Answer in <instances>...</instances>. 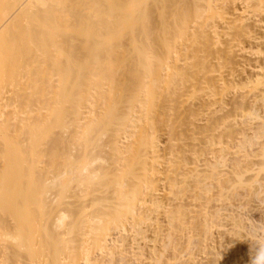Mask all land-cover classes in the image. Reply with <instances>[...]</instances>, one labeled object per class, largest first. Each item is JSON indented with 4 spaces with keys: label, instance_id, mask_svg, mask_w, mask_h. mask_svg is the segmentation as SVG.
I'll return each instance as SVG.
<instances>
[{
    "label": "bare ground",
    "instance_id": "1",
    "mask_svg": "<svg viewBox=\"0 0 264 264\" xmlns=\"http://www.w3.org/2000/svg\"><path fill=\"white\" fill-rule=\"evenodd\" d=\"M258 9L0 0V264H239L264 240L239 209L264 214Z\"/></svg>",
    "mask_w": 264,
    "mask_h": 264
},
{
    "label": "rangeland",
    "instance_id": "2",
    "mask_svg": "<svg viewBox=\"0 0 264 264\" xmlns=\"http://www.w3.org/2000/svg\"><path fill=\"white\" fill-rule=\"evenodd\" d=\"M254 12V11H253ZM261 14H260V13ZM252 13V12H251ZM262 13H264V11H259V9L258 10H256V12L255 13H253V14H251V15H253V16H255V14H256V19H261L262 20V22L261 23H263V25H264V19H262L263 17H264V14H262ZM259 14H260V16H259ZM263 15V16H262ZM252 16V17H253ZM260 28V30H264L262 27H259ZM259 28H258V31H260L259 30ZM262 28V29H261ZM224 38V37H223ZM254 55H256L257 56V58L259 59L260 58V54L258 53V55L255 53H253V55H252V57L253 58H255L256 59V56H254ZM259 56V57H258ZM257 60V59H256ZM246 201V200H245ZM247 202V204H248V201H246ZM250 202V201H249ZM255 202L258 204V202L255 200ZM255 202L253 201V203H254V205H253V203H252V201L247 205L246 204V207H245V203H244V209L242 210V208L241 207H239V209L241 210V211H244L242 214H245V216L247 215V218L249 219H247V220H245V223H247V225L246 224H244V226H245V228H244V230H243V232L245 233V234H247L248 233V231L249 232H251L252 233V231H254L255 229L254 228H257L258 227V225H259V223H258V221L260 222V224L261 223H263V221L264 220H262V219H264V214L262 213V209H260V207H258V205H257V207H256V205H255ZM252 204V206H249V205H251ZM249 207V208H248ZM235 210H237V211H235ZM241 211H240V214H241ZM247 211V212H246ZM234 213L235 212H237V213H239L238 212V209H234V211H233ZM236 214V213H235ZM262 214V215H261ZM259 215L260 216H262V217H259ZM243 217H244V215H243ZM245 218V217H244ZM257 218H260V219H258V221H257ZM251 219H254L253 221L251 220ZM251 220V221H250ZM246 221H248V222H246ZM257 221V222H256ZM262 221V222H261ZM251 222V223H250ZM252 222H254V223H252ZM249 223V224H248ZM256 223V224H255ZM252 224V225H251ZM254 224V225H253ZM258 224V225H257ZM252 227H251V226ZM255 225H257L256 227H255ZM247 226V227H246ZM253 226H254V228H253ZM251 227V228H250ZM248 230H247V229ZM253 228V230H251ZM257 229H259V231H260V228H257ZM251 230V231H250ZM255 233L254 234H256V236L257 237H255L254 235H253V233H252V235L254 236H251L249 239H248V237L247 236H245V238H246V241H245V238L243 239H241L240 241H242V242H240V243H237L238 245V248L240 249V250H238V252H237V249H235V251L238 253V261H239V259H240V263L239 264H251V262H252V259H253V256L255 255V252H256V250H257V248L259 247L258 246V244H256V241H257V239H258V231H254ZM255 239V240H254ZM223 241H224V239H223ZM245 242V243H244ZM248 242V243H247ZM254 242V243H253ZM226 243V242H225ZM250 244V245H249ZM226 245H228V244H226ZM255 248V249H254ZM241 253V254H240ZM244 255H243V254ZM240 254V255H239ZM245 258H243V257ZM246 256V257H245ZM247 259V260H246ZM242 261V262H241Z\"/></svg>",
    "mask_w": 264,
    "mask_h": 264
},
{
    "label": "clouds",
    "instance_id": "3",
    "mask_svg": "<svg viewBox=\"0 0 264 264\" xmlns=\"http://www.w3.org/2000/svg\"><path fill=\"white\" fill-rule=\"evenodd\" d=\"M258 248L253 256L251 264H264V240L258 239L256 241Z\"/></svg>",
    "mask_w": 264,
    "mask_h": 264
}]
</instances>
